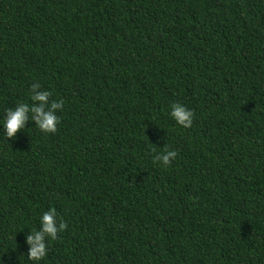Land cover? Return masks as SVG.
<instances>
[{
  "label": "trees",
  "instance_id": "1",
  "mask_svg": "<svg viewBox=\"0 0 264 264\" xmlns=\"http://www.w3.org/2000/svg\"><path fill=\"white\" fill-rule=\"evenodd\" d=\"M33 82L65 105L0 128L5 264L50 206L41 264H264V0H0V117Z\"/></svg>",
  "mask_w": 264,
  "mask_h": 264
},
{
  "label": "clouds",
  "instance_id": "2",
  "mask_svg": "<svg viewBox=\"0 0 264 264\" xmlns=\"http://www.w3.org/2000/svg\"><path fill=\"white\" fill-rule=\"evenodd\" d=\"M53 93L42 87L39 82H33L29 86V101L17 102L14 107L5 108L0 117L2 135L7 139H15L19 130L26 127L31 121L42 133H56L61 117L58 115L65 105L63 98L50 99ZM168 116L182 129L191 128L194 121V111L181 103H172ZM163 151L154 155L153 159L163 168H168L177 158V151L164 145ZM38 226H33L25 237L27 245V259L32 264H41L46 260L49 247L58 239L68 225L58 215L57 209L50 206L38 217ZM0 264H5L0 259Z\"/></svg>",
  "mask_w": 264,
  "mask_h": 264
}]
</instances>
